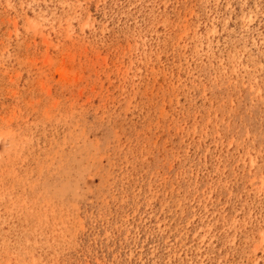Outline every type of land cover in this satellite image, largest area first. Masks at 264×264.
<instances>
[{
    "label": "rangeland",
    "instance_id": "obj_1",
    "mask_svg": "<svg viewBox=\"0 0 264 264\" xmlns=\"http://www.w3.org/2000/svg\"><path fill=\"white\" fill-rule=\"evenodd\" d=\"M0 264H264V0H0Z\"/></svg>",
    "mask_w": 264,
    "mask_h": 264
}]
</instances>
